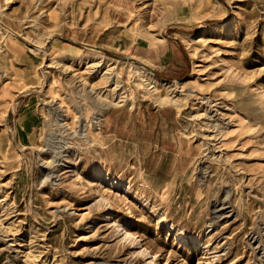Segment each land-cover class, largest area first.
I'll return each mask as SVG.
<instances>
[{
	"label": "rangeland",
	"instance_id": "374dc122",
	"mask_svg": "<svg viewBox=\"0 0 264 264\" xmlns=\"http://www.w3.org/2000/svg\"><path fill=\"white\" fill-rule=\"evenodd\" d=\"M85 48L120 60L122 102ZM126 60L187 102L159 106ZM263 93L264 0H0V264H152L143 247L154 264H264Z\"/></svg>",
	"mask_w": 264,
	"mask_h": 264
},
{
	"label": "bare ground",
	"instance_id": "6f19581e",
	"mask_svg": "<svg viewBox=\"0 0 264 264\" xmlns=\"http://www.w3.org/2000/svg\"><path fill=\"white\" fill-rule=\"evenodd\" d=\"M172 12H170V13H172ZM5 32H6V36L10 34L9 31H5ZM38 35H39V33H38ZM6 36L3 35L4 40H5ZM41 37H42V35L40 34V38H38V40L32 41V43H33L31 45L32 47L27 45L28 46L27 48L29 49V51L31 53L38 55L39 53L44 52V50L46 49L45 43L42 41ZM47 37H51L53 40L55 39V36H53V35H48ZM28 39L29 38L26 37V40H28ZM195 42H196L195 37H188V40H187L188 44L195 43ZM85 49L90 51L92 54L85 55L83 57H78L77 59L79 60V63L81 62V60H83L86 64L88 70L93 71L98 76H100V80L102 81V84L104 85L102 87V89H105L104 92H107V95L105 97L108 99V103H113V105H114V104H118V103L122 102L123 97H121V95H123V93H118L121 90V87L119 86L118 76H116V73H115V67L120 62V60L109 59L106 56L99 53L95 48H85ZM125 63L129 66L130 70L132 71V74H134L135 76L138 77L139 81L142 84V88L150 96L153 95L152 96V97H154L153 99L155 100V102H157V104L159 106L163 107V106L169 105V106H173L175 109H178L184 101L187 102L188 98H186V96H185L184 88H183L181 82L164 81L163 79H159L158 77L154 76L151 72L147 71L146 65H144V64H141V63H138L135 61H130V60H126ZM52 65L57 66L59 68H63V70H70V68L65 64V61L63 59L58 60L55 58H51L50 62L48 63V65L46 67H51ZM82 81H83V84H86L85 83L86 81H84V79ZM94 86L92 85L90 87L91 88L90 92H92V90H94V88H95ZM159 90L164 91L165 94L164 95H161V94L157 95ZM49 93H52V95L55 94L53 90L52 91L50 90V88H49ZM261 98H262V104H264V93L261 95ZM116 99H119V100L117 102H115ZM103 106H105V105H103ZM100 108H102V107H100ZM55 109L56 108H54L51 111V113H53ZM97 112H98V110H97ZM204 115H205V117H207V119H210V121L205 122V126L207 129L205 131H207V132L204 134V137L200 138V139L202 140L201 144L204 148L203 152H205L206 155L210 154V157H212V155H214V154L211 152V150H210L211 148H209V146L206 145L205 140L218 141L220 139L219 137L222 136V129L220 128V123L216 122V120L215 121L212 120L211 115H208V114H204ZM201 116L202 115L196 111L192 117L194 119H198ZM92 124L93 125L95 124L96 126L100 125L99 120L97 118L95 121L91 122V125H90L91 130L93 129ZM96 129H97V127H96ZM185 133L186 132H183V134L185 136H187ZM85 137H86V139L88 137H90L89 131L86 132ZM90 142L92 144H95L94 140H92ZM66 163H68V162H66ZM97 176H99L98 178L101 180V183L105 182L107 184V189H114V188L115 189L117 188L118 190L122 189L125 193H128V191L130 189L127 184H122L118 181H115L114 179H111L109 176H107V174L101 173V174H97ZM101 196H102L101 199L106 201V199L103 198V195H101ZM224 209H225V207H224ZM106 215H107V217L105 218L106 220L113 218V217H111V214H109V213H107ZM111 225L115 228L117 233L120 234V236L123 240L127 241L129 244L134 243L136 238L134 237L133 233L129 232L126 229L125 226L120 225V224L115 223V222L111 223ZM171 229H172V226L169 225V230H171ZM175 238H176V240H179L182 244H186L189 242L192 243L191 246H193L194 248L203 247L202 243L198 240L189 241V239H187L181 235H177V234L175 235ZM139 247H141V246H139ZM137 254L139 256L149 258V262L154 264L153 263V255L150 253V251L146 247L139 249L137 251Z\"/></svg>",
	"mask_w": 264,
	"mask_h": 264
},
{
	"label": "crops",
	"instance_id": "0c3cea01",
	"mask_svg": "<svg viewBox=\"0 0 264 264\" xmlns=\"http://www.w3.org/2000/svg\"><path fill=\"white\" fill-rule=\"evenodd\" d=\"M173 54V53H172Z\"/></svg>",
	"mask_w": 264,
	"mask_h": 264
}]
</instances>
